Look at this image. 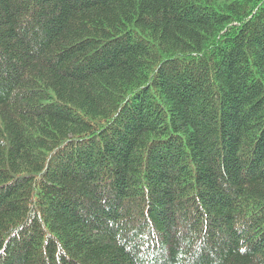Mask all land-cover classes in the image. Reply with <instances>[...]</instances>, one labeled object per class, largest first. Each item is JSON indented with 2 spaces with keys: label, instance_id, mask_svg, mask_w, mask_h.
Masks as SVG:
<instances>
[{
  "label": "trees",
  "instance_id": "1",
  "mask_svg": "<svg viewBox=\"0 0 264 264\" xmlns=\"http://www.w3.org/2000/svg\"><path fill=\"white\" fill-rule=\"evenodd\" d=\"M0 264H264V0H0Z\"/></svg>",
  "mask_w": 264,
  "mask_h": 264
}]
</instances>
